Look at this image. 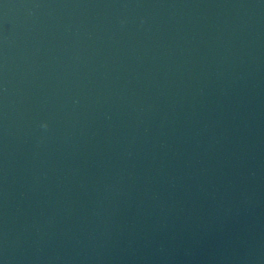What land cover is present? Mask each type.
<instances>
[{"label":"water","instance_id":"95a60500","mask_svg":"<svg viewBox=\"0 0 264 264\" xmlns=\"http://www.w3.org/2000/svg\"><path fill=\"white\" fill-rule=\"evenodd\" d=\"M0 264H264V0H0Z\"/></svg>","mask_w":264,"mask_h":264}]
</instances>
